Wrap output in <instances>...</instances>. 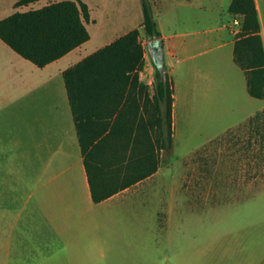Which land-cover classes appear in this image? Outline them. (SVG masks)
Masks as SVG:
<instances>
[{
	"label": "crops",
	"instance_id": "0c3cea01",
	"mask_svg": "<svg viewBox=\"0 0 264 264\" xmlns=\"http://www.w3.org/2000/svg\"><path fill=\"white\" fill-rule=\"evenodd\" d=\"M105 1L103 6L111 10V0ZM166 1L151 0L154 15ZM232 1L217 0V16L205 17L198 11L207 8L205 0H185L193 14L173 17L176 23L168 29L155 15L175 83L173 143L170 148L161 147L156 170L150 171L155 165L150 157L145 163L134 164L131 171L135 172L127 170L125 179L150 173L100 201L93 197L64 71L130 30L142 28V0H136L137 10L141 4L143 12V17H136L137 22L94 48L87 47L90 32V39L45 66L23 57L0 38L24 58L0 67V167L5 168L0 177V264L107 262L110 257L130 255L139 247L142 221L159 224L158 195L171 200L173 184L184 182L182 177L173 176L172 160L164 158L167 150H172L178 121L183 124L184 110L213 108L228 91L237 99L245 96L253 102L258 98L249 92L246 71L235 59L241 29L236 24L243 15L230 11ZM134 2H129L128 16L134 15ZM256 5L264 42V0H256ZM154 70L153 65L152 78L145 79L142 68L136 87L131 88V79L116 95L119 129L126 125V117H135L128 126L142 119L149 129L156 126L151 122L157 116ZM141 83L148 87L141 88ZM263 108L264 103L252 108L247 118ZM87 109L82 108L83 114ZM11 119H15L14 124H10ZM96 142L90 161L93 175L101 183L110 171L107 165H112L108 161L110 141ZM165 212L170 226L172 206Z\"/></svg>",
	"mask_w": 264,
	"mask_h": 264
},
{
	"label": "rangeland",
	"instance_id": "374dc122",
	"mask_svg": "<svg viewBox=\"0 0 264 264\" xmlns=\"http://www.w3.org/2000/svg\"><path fill=\"white\" fill-rule=\"evenodd\" d=\"M18 1L0 0V19L53 0L26 4H17ZM85 1L91 6L87 21L92 33L89 48L100 46L137 22L136 17H143L142 5L137 10L136 0L133 16L127 14L133 0H111V10L103 6L105 0ZM216 4L217 0H205L207 8L198 11L205 17H216ZM192 10L185 0H167L155 15L168 29L176 23L173 17H188ZM240 18L238 28L243 23ZM140 29L146 50L143 77L149 79L152 56L146 31L144 27ZM23 59L0 39V67ZM253 100L245 96L237 99L228 91L220 95L213 108L184 110L186 115L182 125L178 121L172 150H167L164 157L166 162H173V176L182 177L184 182L173 184L171 200L158 195L159 224L142 221L139 247L135 246L130 255L127 252L107 262L85 264H264V108L259 119L254 115L247 118L252 108L264 103V98ZM134 118L126 117L125 123ZM143 120L146 121H134V126H129L128 137L111 140L108 145L112 165H107L110 171L101 183L109 189L125 180L129 163L142 164L150 156L161 160V128L156 124L149 129ZM12 123L15 119H11ZM193 151L194 156L188 158ZM0 170L1 177L5 168ZM169 206L173 209L170 226L165 212Z\"/></svg>",
	"mask_w": 264,
	"mask_h": 264
},
{
	"label": "trees",
	"instance_id": "16d2710c",
	"mask_svg": "<svg viewBox=\"0 0 264 264\" xmlns=\"http://www.w3.org/2000/svg\"><path fill=\"white\" fill-rule=\"evenodd\" d=\"M35 0H19L26 4ZM143 27L152 56L155 78V105L157 116L151 120L161 128V147L170 148L173 143V106L175 83L164 56V40L158 27L151 0H142ZM230 11L243 15L241 29L235 43L236 62L246 71L249 92L264 98V42L256 0H233ZM90 7L84 0H59L42 7L17 10L0 19V38L23 57L39 66L62 57L81 45L91 34L87 21ZM141 30L136 27L109 44L91 53L64 71L70 102L74 111L80 143L89 173L93 197L100 201L114 192L134 183L158 168L159 159L146 173L127 176L121 183L109 189L96 181L91 159V148L97 143L124 139L130 135L128 123L118 128L121 118L119 101L115 98L127 88H135L140 70L145 64V48L140 39ZM148 87L141 83V88ZM105 106L107 107L105 109ZM82 108H88L86 115ZM258 111L254 118L262 115ZM150 158H152L150 156ZM129 163L128 172L135 171Z\"/></svg>",
	"mask_w": 264,
	"mask_h": 264
},
{
	"label": "built area",
	"instance_id": "2783aa9c",
	"mask_svg": "<svg viewBox=\"0 0 264 264\" xmlns=\"http://www.w3.org/2000/svg\"><path fill=\"white\" fill-rule=\"evenodd\" d=\"M238 22V21H237Z\"/></svg>",
	"mask_w": 264,
	"mask_h": 264
}]
</instances>
